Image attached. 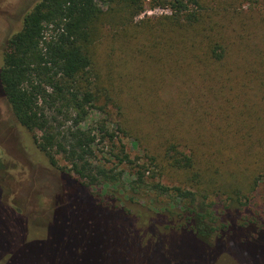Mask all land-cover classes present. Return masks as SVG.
Listing matches in <instances>:
<instances>
[{
	"label": "trees",
	"instance_id": "16d2710c",
	"mask_svg": "<svg viewBox=\"0 0 264 264\" xmlns=\"http://www.w3.org/2000/svg\"><path fill=\"white\" fill-rule=\"evenodd\" d=\"M152 1L172 14L142 28L151 43L141 48L157 59L168 51L201 80L211 63L229 55L227 25L264 7V0ZM245 1L252 8H241ZM143 8L144 0H39L0 48V98L15 124L33 134L60 179L51 214L33 220L4 202L0 186V264H264V199L256 198L264 169L253 173L249 189L238 188L231 182L235 175L224 172L239 173V164L246 163L239 144L230 148L234 144L224 141L205 155L197 148L208 141L202 145L188 133L187 151L172 142L157 154L131 135L144 151L143 157L132 156L118 135H129L121 124H85L94 110L111 117L109 103H116L101 85L96 46L110 31L114 38L128 35ZM200 106L199 119L206 117ZM247 120L242 117L238 125ZM99 145L120 171L97 163ZM55 153L69 168L58 166ZM111 184H120L121 196L108 195L104 187ZM140 192L136 200H148L143 216L125 201Z\"/></svg>",
	"mask_w": 264,
	"mask_h": 264
},
{
	"label": "rangeland",
	"instance_id": "374dc122",
	"mask_svg": "<svg viewBox=\"0 0 264 264\" xmlns=\"http://www.w3.org/2000/svg\"><path fill=\"white\" fill-rule=\"evenodd\" d=\"M37 1L0 0V48L9 34L19 28L23 14ZM242 3L244 10L252 8V3ZM100 6L104 8L106 5L101 2ZM258 8L238 15L227 25L229 55L223 63H211L212 70H207V77L201 80L202 77L190 64L170 58L168 51L157 59L154 51L141 48L143 42H150L147 40L150 38L141 34L142 28L151 21L158 22L161 17L172 14L167 6H154L152 0H144L143 10L127 29L128 35L125 33L114 38L110 31L96 46V65L103 76L101 85L105 90L109 89L116 103H109L111 117L94 110L85 124L106 120L111 129L117 123L121 124L129 135L123 136L121 132L118 135L132 156L144 155L141 146L133 143V137H139L145 147L157 154L172 142L178 144L179 150L187 151L188 133L191 139H201L202 145L208 141L207 146L197 148L198 153L205 155L213 153L209 146L214 149L224 141L234 144L230 148L239 144L240 152L246 154V163L239 164V173L230 168L224 172L235 175L231 182L235 181L238 188L249 189L253 173L264 169V163L261 165L264 160V7L259 5ZM147 19L150 20L143 22ZM208 72L214 75L208 76ZM224 77L226 81L222 83ZM113 79L116 80V88L110 86ZM242 94L246 97L235 98ZM197 96L205 107L206 117H201L202 120L198 116L202 107ZM226 98L231 99L230 104L224 102ZM100 101L103 103L105 99ZM246 107L249 108L245 110ZM244 116L248 118L247 123L238 125ZM35 134L41 135L39 131ZM32 135L15 124L6 102L0 98L2 198L33 220L37 215L47 217L51 214L52 198L60 188V179L45 155L38 150ZM180 137L186 139L178 140ZM96 149L97 163L106 169L112 168L116 173L120 171L116 160L107 154V147L99 145ZM55 158L58 166L69 168L60 153H55ZM160 164L164 165L165 160H160ZM164 179L158 180L160 185ZM259 183L258 201L264 199V179ZM119 185L111 184L104 188L110 197H119ZM129 194V199H125L127 205L136 215L143 216L146 213L143 204H148L147 198L139 202L136 198L142 195L141 192Z\"/></svg>",
	"mask_w": 264,
	"mask_h": 264
}]
</instances>
